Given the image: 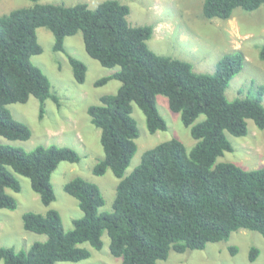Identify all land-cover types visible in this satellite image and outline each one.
<instances>
[{
    "label": "trees",
    "instance_id": "1",
    "mask_svg": "<svg viewBox=\"0 0 264 264\" xmlns=\"http://www.w3.org/2000/svg\"><path fill=\"white\" fill-rule=\"evenodd\" d=\"M0 14V136L26 140L29 126L16 120L8 104L24 103L30 95L39 100V118L46 99L57 105L58 95L43 70L31 61L42 52L36 29L45 27L53 36V51L64 52V38L80 31L84 49L102 66L118 69L95 80L104 85L109 79L120 82L114 93L99 97L87 106L90 122L100 129L103 151L92 173L110 170L117 178L111 211H99L103 193L95 182L74 176L63 184L76 198L82 215L72 219L65 230L57 209L45 213L25 211L23 228L46 235L27 249L0 246L2 264H55L79 261L91 250L102 248V233L109 237V251L120 264H161L170 250L204 249L209 242L227 240L245 228L264 237V166L245 169L230 162H216L224 151L232 150L227 133L243 136L247 119L264 128V85H250V94L231 100L226 87L245 60L241 50L225 53L212 73L196 72L186 60L161 55L147 40L153 26L131 25L129 6L119 0H103L95 8L85 2L73 5L40 3ZM264 0H201V15L209 20H227L235 8L251 11ZM72 75L83 83L86 64L67 54ZM264 61V45L258 52ZM166 96L171 111L178 113L195 143L187 149L177 138L144 150L133 170L124 171L137 149V122L132 104L143 112L147 130L166 128L156 96ZM202 115V118H199ZM78 162L79 153L70 146L50 144L26 151L0 142V208L15 209L17 200L7 189L21 188L17 174L26 176L44 205L55 199L51 175L60 161ZM231 254L235 246H229ZM259 254L251 246L248 259Z\"/></svg>",
    "mask_w": 264,
    "mask_h": 264
},
{
    "label": "rangeland",
    "instance_id": "2",
    "mask_svg": "<svg viewBox=\"0 0 264 264\" xmlns=\"http://www.w3.org/2000/svg\"><path fill=\"white\" fill-rule=\"evenodd\" d=\"M103 0H38L40 3H63L73 5L85 2L95 8ZM129 6L127 20L131 25L150 24L153 31L147 40L149 47L156 53L186 60L196 72L212 73L217 61L233 49L241 50L245 60L240 71L229 81L225 90L227 99L245 97L250 94V85H264V61L258 52L264 45V2L256 9L245 11L235 8L227 20L201 15V0H119ZM31 0H0V14L14 8L27 7ZM37 39L42 52L31 56V61L48 76L51 90L59 99H46L44 113L39 118V100L30 95L26 102L8 104L12 116L31 130L26 140L8 139L0 136V142L19 146L26 151L36 146L50 144L73 147L80 155L78 162L60 161L51 175L55 199L44 205L30 186L26 176L17 174L21 188L19 191L7 189L17 200L15 209L0 208V246L13 247L15 250L27 249L36 240H45L46 235L23 228L21 215L25 211L45 213L48 208L58 210L65 230L73 227L72 219L82 215L76 198L66 193L63 184L74 176H81L95 182L100 187L104 204L99 211H111L118 178L107 170L102 175L92 173V166L103 151L99 142L100 129L90 122L87 106L99 103L105 93H114L120 82L109 79L104 85L95 86L96 79L111 74L118 69L102 66L91 58L84 49L80 31L64 38V52L53 51V36L49 29L41 26L36 29ZM67 54L75 56L86 64L83 83L75 81ZM264 105V94L262 97ZM156 105L166 121L164 130L150 133L145 117L138 106L132 104V116L137 122V149L124 171L129 174L140 162L145 149L158 143L177 138L187 149L195 143L188 127L184 126L179 114L170 110L166 96L158 94ZM203 116L200 115L199 118ZM232 150L224 151L216 162L230 161L242 168L251 169L264 166V128L259 129L252 119H247V132L243 136L227 133ZM102 248L96 250L87 242L83 245L91 250L88 258L79 261H57L55 264H120L121 258L109 251V237L102 233ZM259 249L254 261L248 259L251 246ZM229 246L236 247L231 254ZM161 264H264V237L257 231L239 228L227 240L209 242L204 249L186 250L179 253L173 250ZM0 264L2 262L0 261Z\"/></svg>",
    "mask_w": 264,
    "mask_h": 264
}]
</instances>
